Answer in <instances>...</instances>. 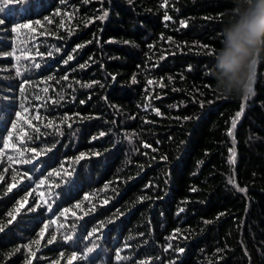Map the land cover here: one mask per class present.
<instances>
[{
	"label": "trees",
	"instance_id": "1",
	"mask_svg": "<svg viewBox=\"0 0 264 264\" xmlns=\"http://www.w3.org/2000/svg\"><path fill=\"white\" fill-rule=\"evenodd\" d=\"M235 7L0 0V264H264V52L252 95L212 75Z\"/></svg>",
	"mask_w": 264,
	"mask_h": 264
},
{
	"label": "clouds",
	"instance_id": "2",
	"mask_svg": "<svg viewBox=\"0 0 264 264\" xmlns=\"http://www.w3.org/2000/svg\"><path fill=\"white\" fill-rule=\"evenodd\" d=\"M232 19L223 28L222 47L212 75L224 96L254 94L258 58L264 52V0H235Z\"/></svg>",
	"mask_w": 264,
	"mask_h": 264
},
{
	"label": "snow or ice",
	"instance_id": "3",
	"mask_svg": "<svg viewBox=\"0 0 264 264\" xmlns=\"http://www.w3.org/2000/svg\"><path fill=\"white\" fill-rule=\"evenodd\" d=\"M104 15H107V13H104ZM102 18V17H100ZM165 19H170L169 17H165ZM57 51H59V49H57ZM49 55H51V53H49ZM73 55H68L67 58L63 61V63L67 64L68 62H70L72 59H73ZM33 67H39L38 64H33ZM67 75H65L64 79H67ZM24 83H27V81H24ZM149 83H151V81H149ZM90 86V85H88ZM232 127L234 128L235 127V124L232 125ZM229 135H231V133H229ZM11 190V189H9ZM241 191H244L243 189H240ZM181 211H183V209H181ZM11 215V214H10ZM61 215H63V213H61ZM41 235H43V233H41ZM54 239V237L52 238ZM51 242V241H50ZM171 247V245H169V248ZM89 251H91V249H89Z\"/></svg>",
	"mask_w": 264,
	"mask_h": 264
},
{
	"label": "bare ground",
	"instance_id": "4",
	"mask_svg": "<svg viewBox=\"0 0 264 264\" xmlns=\"http://www.w3.org/2000/svg\"><path fill=\"white\" fill-rule=\"evenodd\" d=\"M232 151V150H231Z\"/></svg>",
	"mask_w": 264,
	"mask_h": 264
}]
</instances>
